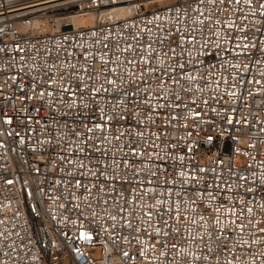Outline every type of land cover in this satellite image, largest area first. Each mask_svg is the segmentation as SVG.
<instances>
[{
  "label": "built area",
  "instance_id": "obj_1",
  "mask_svg": "<svg viewBox=\"0 0 264 264\" xmlns=\"http://www.w3.org/2000/svg\"><path fill=\"white\" fill-rule=\"evenodd\" d=\"M0 264H264V0H0Z\"/></svg>",
  "mask_w": 264,
  "mask_h": 264
},
{
  "label": "bare ground",
  "instance_id": "obj_2",
  "mask_svg": "<svg viewBox=\"0 0 264 264\" xmlns=\"http://www.w3.org/2000/svg\"><path fill=\"white\" fill-rule=\"evenodd\" d=\"M118 1H121L122 3H131L132 1L134 0H118ZM156 1H160V0H149L147 2L148 6L145 7L146 9H154L156 7H158L155 2ZM134 2H137V1H134ZM141 3V2H140ZM143 5V3H141ZM124 13V11H120L119 12V15L122 16ZM77 17L78 15H68L66 19L63 20V22L61 23V25H59L58 28H65V27H70L71 25H76V26H82V25H89L93 22V19H94V16L93 15H89V16H85V17H82L80 20H77ZM80 21V22H79ZM38 22V20L36 21V23ZM39 24V23H37ZM52 30H57V28L55 29H52Z\"/></svg>",
  "mask_w": 264,
  "mask_h": 264
},
{
  "label": "rangeland",
  "instance_id": "obj_3",
  "mask_svg": "<svg viewBox=\"0 0 264 264\" xmlns=\"http://www.w3.org/2000/svg\"><path fill=\"white\" fill-rule=\"evenodd\" d=\"M134 1L141 2V3H143L144 7H147L148 6L147 2L149 0H134ZM134 1H132V2H134ZM169 1H172V0H160V1H156L155 4L157 6H160V5H163ZM71 13H74V12H71L70 9H68V8L61 9L60 12L57 13V19L44 22L45 27H43V28L45 30H52L54 28H58L59 25H61V23L63 22V20L67 18L68 14H71ZM87 16H89V15H87ZM64 17H66V18H64ZM82 17H85V16H82ZM82 17L78 16L77 20H80ZM37 23L40 24L39 21Z\"/></svg>",
  "mask_w": 264,
  "mask_h": 264
}]
</instances>
